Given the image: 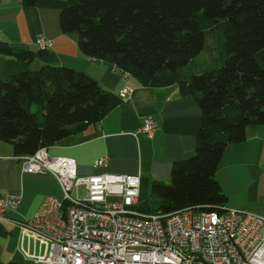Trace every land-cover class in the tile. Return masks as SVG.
<instances>
[{
    "label": "trees",
    "instance_id": "obj_1",
    "mask_svg": "<svg viewBox=\"0 0 264 264\" xmlns=\"http://www.w3.org/2000/svg\"><path fill=\"white\" fill-rule=\"evenodd\" d=\"M21 3L57 8L62 32L77 33L85 56L111 63L119 74L129 72L143 86L177 84L182 95L197 102L201 124L194 155L172 166L170 183L151 184L155 208H137L162 214L191 206L222 212L226 195L215 170L223 152L244 139L247 125L264 124V0ZM203 50L212 63L196 73L198 67L189 63ZM0 52L10 54L2 42ZM36 55L20 51L21 71L0 79V140L19 157L99 122L124 98L70 67L31 69Z\"/></svg>",
    "mask_w": 264,
    "mask_h": 264
},
{
    "label": "crops",
    "instance_id": "obj_2",
    "mask_svg": "<svg viewBox=\"0 0 264 264\" xmlns=\"http://www.w3.org/2000/svg\"><path fill=\"white\" fill-rule=\"evenodd\" d=\"M38 34L51 41L49 48H38ZM0 42L10 51L0 52V79L21 71L17 55L30 49L38 52L28 64L31 69L43 65L70 67L119 97L122 89H132L99 122L47 148L51 155L73 158L80 174L108 171L139 175L140 205L154 181L168 184L172 166L194 155L201 124L197 102L182 95L177 84L143 86L131 75L122 77L111 63L85 56L78 47L77 33L62 32L59 10L54 6L0 0ZM146 117L155 121L152 135L141 131ZM99 157L107 158V167L93 164ZM21 167L13 146L0 140V193L21 197L17 208L0 219V264H39L37 261L47 253L48 240L11 220L31 219L46 196L61 197L60 185L52 174H28ZM215 178L226 195L224 207L264 217V124L247 125L244 139L226 146Z\"/></svg>",
    "mask_w": 264,
    "mask_h": 264
},
{
    "label": "built area",
    "instance_id": "obj_3",
    "mask_svg": "<svg viewBox=\"0 0 264 264\" xmlns=\"http://www.w3.org/2000/svg\"><path fill=\"white\" fill-rule=\"evenodd\" d=\"M36 44L46 49L51 41L38 34ZM131 92L126 87L120 96ZM155 126L146 117L141 131L152 135ZM20 158L24 173H50L62 191L61 197L46 196L31 219L11 220L48 240L40 264H264L263 216L193 206L147 213L137 208V174H80L73 158L51 155L46 147ZM93 164L105 168L107 158ZM20 198L0 193V219Z\"/></svg>",
    "mask_w": 264,
    "mask_h": 264
},
{
    "label": "rangeland",
    "instance_id": "obj_4",
    "mask_svg": "<svg viewBox=\"0 0 264 264\" xmlns=\"http://www.w3.org/2000/svg\"><path fill=\"white\" fill-rule=\"evenodd\" d=\"M217 52H218V50H217ZM209 55L210 54H209L208 50H203L196 57H194L192 59L193 62H190L189 65L193 66V64H195L198 68L197 69L195 68L194 71L196 73H201L205 66H207V65L212 63V59L209 57ZM202 66H204V67L202 68ZM38 107H39L38 105H34L32 109L34 111H37ZM38 117H39L40 120H42L43 119L42 118V113L39 112L38 113ZM145 200H146L145 202L141 201L140 204L145 203L147 206H149L151 208H155L157 206V198L152 195L151 188H150V191H149V193H148V195H147Z\"/></svg>",
    "mask_w": 264,
    "mask_h": 264
},
{
    "label": "bare ground",
    "instance_id": "obj_5",
    "mask_svg": "<svg viewBox=\"0 0 264 264\" xmlns=\"http://www.w3.org/2000/svg\"><path fill=\"white\" fill-rule=\"evenodd\" d=\"M46 148H48V147H46ZM69 158V157H68ZM72 159V158H71ZM22 168V167H21ZM58 182V181H57ZM59 184V183H58ZM61 195H62V191H61ZM17 208V207H16ZM180 210V209H179ZM40 264V263H39Z\"/></svg>",
    "mask_w": 264,
    "mask_h": 264
}]
</instances>
